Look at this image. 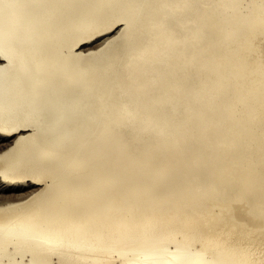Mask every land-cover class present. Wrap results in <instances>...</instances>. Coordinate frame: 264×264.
<instances>
[{"label": "bare ground", "instance_id": "obj_1", "mask_svg": "<svg viewBox=\"0 0 264 264\" xmlns=\"http://www.w3.org/2000/svg\"><path fill=\"white\" fill-rule=\"evenodd\" d=\"M0 264H264V0H0Z\"/></svg>", "mask_w": 264, "mask_h": 264}]
</instances>
